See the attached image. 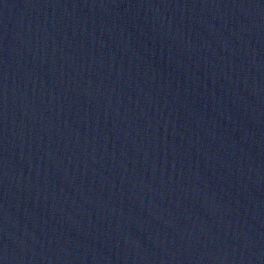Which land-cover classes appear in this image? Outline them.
<instances>
[{"label":"water","instance_id":"95a60500","mask_svg":"<svg viewBox=\"0 0 264 264\" xmlns=\"http://www.w3.org/2000/svg\"><path fill=\"white\" fill-rule=\"evenodd\" d=\"M0 264H264V0H0Z\"/></svg>","mask_w":264,"mask_h":264}]
</instances>
